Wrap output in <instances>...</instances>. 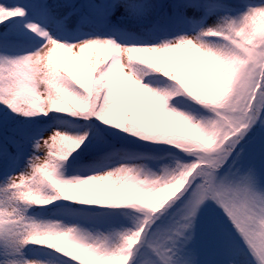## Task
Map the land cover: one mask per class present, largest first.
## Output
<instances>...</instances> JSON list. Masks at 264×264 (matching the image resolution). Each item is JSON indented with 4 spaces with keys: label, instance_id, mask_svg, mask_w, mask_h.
I'll list each match as a JSON object with an SVG mask.
<instances>
[{
    "label": "snow or ice",
    "instance_id": "6c2138e0",
    "mask_svg": "<svg viewBox=\"0 0 264 264\" xmlns=\"http://www.w3.org/2000/svg\"><path fill=\"white\" fill-rule=\"evenodd\" d=\"M0 264H264V0H0Z\"/></svg>",
    "mask_w": 264,
    "mask_h": 264
}]
</instances>
